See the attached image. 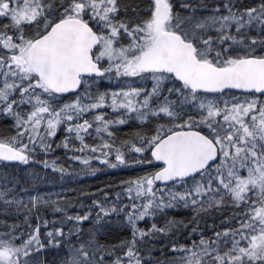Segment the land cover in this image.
Listing matches in <instances>:
<instances>
[{
  "label": "snow or ice",
  "instance_id": "6c2138e0",
  "mask_svg": "<svg viewBox=\"0 0 264 264\" xmlns=\"http://www.w3.org/2000/svg\"><path fill=\"white\" fill-rule=\"evenodd\" d=\"M0 264H264V0H0Z\"/></svg>",
  "mask_w": 264,
  "mask_h": 264
},
{
  "label": "trees",
  "instance_id": "16d2710c",
  "mask_svg": "<svg viewBox=\"0 0 264 264\" xmlns=\"http://www.w3.org/2000/svg\"><path fill=\"white\" fill-rule=\"evenodd\" d=\"M37 172H39L41 177L45 176V173L40 170V168L35 169ZM31 171V170H29ZM138 171V170H137ZM104 174L97 173L96 176L93 177H76V182L73 183L71 181H65L64 186L68 188H80L83 186H99L101 182H111L115 183L118 179H123L128 175H133V172H121L119 170L109 169L103 170ZM49 178L53 181V183L45 182L43 179L41 180V183L39 184L40 191H52L54 188L58 189L61 185L60 182L56 180L55 177L52 176V173H48ZM87 202V201H86ZM50 211V210H49ZM169 215H176V216H186L188 213L177 210L174 212L169 213ZM43 255H49V254H43Z\"/></svg>",
  "mask_w": 264,
  "mask_h": 264
},
{
  "label": "rangeland",
  "instance_id": "374dc122",
  "mask_svg": "<svg viewBox=\"0 0 264 264\" xmlns=\"http://www.w3.org/2000/svg\"><path fill=\"white\" fill-rule=\"evenodd\" d=\"M106 170H109V169H106ZM43 255V254H42ZM54 255L55 254H53V253H50L48 256H47V258H48V260L51 262V260L54 258Z\"/></svg>",
  "mask_w": 264,
  "mask_h": 264
}]
</instances>
